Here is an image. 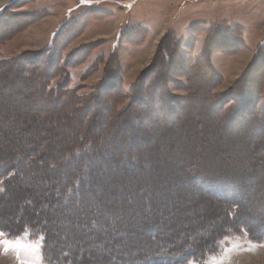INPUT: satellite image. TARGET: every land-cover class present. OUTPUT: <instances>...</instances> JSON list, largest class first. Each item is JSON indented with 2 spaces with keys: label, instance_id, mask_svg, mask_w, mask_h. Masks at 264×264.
I'll list each match as a JSON object with an SVG mask.
<instances>
[{
  "label": "rangeland",
  "instance_id": "374dc122",
  "mask_svg": "<svg viewBox=\"0 0 264 264\" xmlns=\"http://www.w3.org/2000/svg\"><path fill=\"white\" fill-rule=\"evenodd\" d=\"M12 2H15L12 6L14 12L34 13V22L25 31L1 45L2 56L14 58L27 51L41 50L50 43L54 32L63 22H75V28L65 35L66 40L64 39L63 44H67L64 54L83 47H88L89 50L86 52L89 51L91 54L84 60L85 62L69 69L70 87H79L77 92L81 95L90 93L101 80L103 69L113 52L120 62L123 89L127 94L134 81L152 63L159 44L167 36L175 41L174 45L176 42L182 45L181 59L180 57L178 59L182 60L184 66L192 67L204 53L206 45H209L207 35L203 32L205 28L234 32L243 37L244 47L229 55L227 51L234 50L241 37L233 36L231 38L233 40L224 45L219 44L214 35H211L215 45L226 48V52L212 51L209 57L210 64L222 77L221 83L216 86V91L224 92L242 76L252 62L257 46L264 42V0H7L0 3V7ZM13 26L15 25L11 27ZM11 27L10 30L14 28ZM172 56L174 60L177 59L176 54ZM94 64L96 67L98 64L99 69L96 72L94 67L91 68ZM28 70L29 66H20L14 73H10L9 77H13L12 81L6 80L0 83V91L4 92V96L0 97V102L3 104L0 109V153L5 151L8 154L12 153V156L17 150L26 151L24 139L37 133H49L51 139L48 144H52L53 148L44 150L49 154L44 160L45 166L34 168V164L26 166L27 163L22 161V173L12 182L13 188L6 195L8 199L5 200V197L0 199V208L6 212L5 221H17L18 217L22 220L24 216L17 214L22 210L39 212L45 206L42 199L48 194V187L57 184L54 190L57 194H61L62 198L56 206L54 205L56 210L53 211L47 224L56 234L51 245L57 248L58 254L69 247L82 257L88 249L97 245L93 238L95 236L93 230L103 225L108 231L114 227L118 229L121 226L126 227L128 233L120 235V244L126 242L128 244L130 241L140 244L141 241L152 238L154 241L153 244L149 243L151 246L163 244L160 240L169 236L171 226L188 227L200 218L206 217L211 220L214 217L212 211L217 203L211 197L209 199L204 196L206 193L203 194L204 192L196 189L192 184V186L187 185V180L191 177L190 170L196 164L203 165L205 170L203 176L220 173L231 175L234 171L244 175L247 179L243 177L241 180V185L239 184L241 191L234 200L247 198L243 199V201L247 200L244 209L254 213L255 216L259 211L264 210L260 205L264 206V200L260 201L264 197V159L252 157L255 153L243 144L234 146L235 143L227 142V138H233L238 134L241 136L243 134V138L245 137L244 144L253 142L252 140L260 136L264 138V127L242 125L240 130L235 131L233 128L222 126L218 117L208 116L207 113L211 111L209 103L204 99L198 101L199 97L196 95L197 90L199 93L202 92L210 78H205L203 82L198 74L195 77L198 83L196 94L194 92L190 99V104L197 106L196 111H191L190 104L184 109L177 105L174 111L181 118L167 121L160 119L158 123L151 119L153 112L144 113L149 122L145 120L146 124L138 134H141L145 140L137 146V151L132 152L133 156L140 159L136 167L137 171L116 175L115 170L110 169L111 164L107 162L108 167L105 166L106 170L103 174L100 173V168L90 170L92 173H98L97 185L84 184L81 188L82 191L85 189L90 191L89 188H97L102 181L105 185H113L117 182L115 188L113 186L110 191L101 192L99 195H82V200L78 196L67 198L64 196L67 192L65 184L56 181L57 178H61L60 173L66 171L70 173L72 168L62 165L50 166L53 162L50 157L56 148L69 144L68 136L75 135V131H72L69 125H61L56 129H52L51 125L57 118L60 121L71 120L77 118L80 113L70 114L68 110L60 115L53 107L42 112L43 106L48 101L38 94L29 95L34 89L33 84L36 83L25 79L24 75L29 74ZM187 86L188 77L183 72L178 73L170 86L173 95L181 99L185 98V104L190 95ZM189 111L191 114L187 115ZM101 112L100 118L103 123L93 126L97 135L102 133L109 118V111L102 109ZM49 113L51 117L47 115ZM142 117L144 116H141V119ZM187 122L192 125H185ZM30 123L33 124L31 130L24 131L23 128ZM118 125L114 124L115 131L120 130ZM170 126L177 129L175 128L176 132L168 136L167 131ZM163 132H166L167 136H162ZM205 136L210 137V141L205 143ZM105 137L96 140L97 144H104ZM226 143L229 145L226 146ZM170 146L174 148H169ZM39 150L40 148L36 149V152ZM261 151L264 152V149L262 148ZM37 162L43 161L36 160L35 163ZM149 168L156 171L148 175L146 171ZM81 175L85 176V173L79 176ZM239 176L236 175L235 179H239ZM1 181L2 179L0 184ZM18 186L20 189H15ZM192 191L193 194L189 195ZM130 196H133L135 201L131 202ZM31 197L36 200V205L34 206L32 202L30 208L24 209L22 205ZM126 197H128L127 201ZM148 200L158 206L150 208ZM95 201L102 204L96 212L90 210V206ZM78 216L101 219L95 225L73 224L69 221L70 219L73 221ZM151 217L160 221L158 225L153 226L155 229L144 224ZM249 218L254 221L252 217ZM63 219L70 225H61ZM116 221L118 224L115 225ZM206 223V221L202 223L204 230L193 228L187 231L193 243L197 239L201 240L206 230L211 227V223ZM66 235L71 238L69 242H65ZM79 235L85 238L80 241ZM185 235L187 236L186 233H180L174 241L179 242ZM112 236L104 234L102 239L108 242ZM147 248L148 246L144 245L141 250L147 252ZM108 250H112V246L108 247ZM139 250V248L132 249L133 253ZM85 256L80 262L75 260L78 262L76 264L95 262L104 264L99 252L98 255ZM204 258L202 260V258L190 257L178 264H264V238L255 240L245 231L232 233L219 240L216 251ZM0 264H46L41 242L31 240L28 234L8 239L0 232Z\"/></svg>",
  "mask_w": 264,
  "mask_h": 264
},
{
  "label": "trees",
  "instance_id": "16d2710c",
  "mask_svg": "<svg viewBox=\"0 0 264 264\" xmlns=\"http://www.w3.org/2000/svg\"><path fill=\"white\" fill-rule=\"evenodd\" d=\"M14 3L15 2H12L0 7V83H4L6 80L12 81L11 78L13 77H9V75L14 73L18 67L29 66V74L25 73L26 75H24V77L36 83L33 84L34 89L29 95L38 94L41 98L48 101V103L43 106L42 112H45L46 109L48 110L49 107H53L57 114L60 115L68 110L70 114L80 113L77 118L71 120L60 121V119L57 118L54 124L51 125L52 129H56L61 125H69L72 127L71 130L75 131V135L72 134L68 136L70 141L69 144L56 148L55 152L50 157L53 159L50 166L62 165L72 168L70 173L67 171L60 173L61 178H57L56 181L62 185L65 184L64 187H66L67 192L64 196L67 198L75 196L81 198L82 195L85 196L86 194L89 196L99 195L101 192L110 191L113 186L115 188L117 182L113 185L106 184V186L103 181L98 184L97 188H89L90 191H88V189L82 191L81 188L84 184L97 185L98 180L96 177L98 173H92L90 170L92 168H100L101 172L100 170L99 172L103 174L106 170L105 166H107V162L111 164L110 169L111 171L115 170L116 175L137 171L136 167L140 159L133 156L132 152L137 151V146L142 140H145L141 134H138L140 129L146 124L145 120H148L144 113L153 112L151 119L153 118L157 123L160 119L167 121L172 118H181L175 114L174 108L177 105L182 106L181 108L183 109L189 106L190 99L198 87L197 80L195 79L197 74L200 79H203V82L207 77L210 78L203 90L201 87L202 92L199 93L197 90L196 95L199 97L198 101L204 99L209 103L211 111L207 113L208 116L218 117L222 126L225 125V128H233L235 131L240 130L242 125L244 127L253 125L264 127V42L257 46L254 58L247 69H245L242 76L224 92L216 91V86L221 83L222 77L210 64L209 57L212 51L217 50L219 52H226V48L224 49L217 44L215 45L213 39H211V35H214L213 37L219 44L224 45L232 41L233 39L231 38L233 36L236 38V36L241 37L242 35L223 30L215 31L210 28L206 30L205 28L203 32L207 35L209 45H206L204 53L192 67L184 66L182 60H179L181 59L182 45H178V42L174 45L175 41H172L171 38L167 36L159 44L152 63L142 72L140 77L134 81L127 94L123 89L120 62L114 55L115 52H113L103 69L101 80L93 87L90 93L81 95L77 92L79 87H70L71 76L69 69L85 62L84 60L91 54L89 51L86 52V50H89L88 47H83L84 49L76 48L64 54L67 44H63L64 39L66 40L65 35L75 28V22H63L54 32L50 43L41 50L27 51L14 58L2 56L1 45L15 35L25 31L26 28L34 22V13L14 12L12 9ZM13 24L15 25L13 26L14 28L11 27ZM10 27L13 29L10 30ZM241 47H244L243 37L237 42L234 50L227 52L231 55L240 50ZM209 48L211 50H209ZM174 50L176 51L174 52ZM173 54H176L177 59H173ZM98 64L97 67L95 64L91 66V68L94 67L95 72L99 69ZM180 72H183L186 77H188L187 89L190 91V95L189 98L186 99V104L185 98L181 99L176 97L170 90L171 84L175 81V77ZM2 96H4V92L0 91V97ZM126 100L128 102H126ZM124 102L126 103L124 104ZM2 106L3 104L0 102V109ZM189 107L191 111H196L197 109V106L194 107L193 104ZM102 109L109 111V118L105 122L107 125L102 130V133L97 135L93 130V126L103 123L100 118ZM191 111H189L187 115H189V113L191 114ZM47 115L49 117L52 116L50 113ZM244 115H248V117H244ZM141 116L144 117L141 119ZM151 121L153 122V120H150V122ZM123 122L127 123L124 124ZM115 123L119 124L118 127L120 130L117 129V131H115L113 129ZM32 125L31 123L27 124L23 130L30 131ZM185 125L191 126L192 123L187 122ZM175 128L174 126H170L167 135L169 136L176 132L177 128ZM165 133L166 132H163L162 136H167ZM104 136H106L103 141L104 144H97L98 142H96V140H102ZM108 137H110V139ZM118 138H120V140ZM244 138L243 134L242 136L238 134V136L235 135L233 138H227V142L230 141L235 143L234 146L243 144L247 149L255 153L252 157L257 159L261 157L264 159V152L261 151L262 148L264 149V138L260 136L254 140L250 139L253 142H247L246 144H244ZM50 139L51 136L49 133H37L36 135L24 139L26 141V151L24 149L17 150L12 156V153L8 154L5 151L0 153V179H2L0 184V199L3 197H5V200L8 199L6 195L13 188L12 182L19 178L22 173V161L27 163L26 166L34 164V168L46 165L44 160L49 154L48 152L46 154L44 150L53 148L52 144H48ZM210 139V137L205 136L204 142L206 143L208 140L210 141ZM113 141L115 142L113 143ZM228 145L229 144L226 143V146ZM39 148L40 150L36 152V149ZM169 148H174V146H170ZM59 158L60 160H58ZM36 160L43 162H37L36 164ZM184 166H186V164H184ZM181 167H183V165H181ZM155 171L156 170L149 168L146 173L152 175ZM190 171L191 177L188 178L187 185H193L196 189H200L204 192L203 194L206 193L204 196L208 198L211 197L217 203L212 211V213H214V217L211 219L212 221L214 220L213 222L206 217L200 218V220L188 225V227L171 226L169 227V236L162 237L160 240L163 241V244L151 246L150 244H153L152 242L154 241L152 238H149L151 241H141V245L136 241H130L128 244L127 242L125 244H120V235L123 236L128 233L126 227L121 226L120 229L114 227L108 231L105 225H103L93 230L95 235L93 238L97 245L88 249L82 257L88 254L92 256L94 254L98 255L99 252L100 258L104 259V264H178L190 257L202 258V260H204V257L216 251L219 240L232 233L245 231L255 240L264 238V210L259 211L255 216L254 213L244 209V204L247 200L243 201V199L247 198H241L239 201L234 200V197L239 195L241 191V187L239 186V184L241 185V180H243V177L247 179L244 175L237 174L234 171L231 175L220 173L214 175L206 174L203 176L202 174L205 170L203 169V165L200 164H196ZM84 173L85 176H79ZM250 173L251 172H249V174ZM236 175H240L239 179H235ZM74 178L78 179L74 180ZM56 188L57 184L48 187L51 193L48 192V194L43 197L42 200L45 202V206H43L39 212L22 210L17 214V216H24L22 220L18 217L16 218L17 221H5L6 212L2 211L0 208V232L8 239L28 234L31 240H39L41 242L42 255L46 264H76L83 260V258L79 257L80 254H76L75 250L66 247L63 249V252L58 254L56 252L57 248L51 245V242L56 238V234L47 222L50 217H52L53 211L56 210V204H58L62 198L61 194L55 192L54 189ZM15 189L19 190L20 187L18 186V188ZM193 192L194 191L189 193V195H192ZM127 198L128 197H126V201ZM129 200L131 202L135 201L133 196H130ZM263 200L264 197L260 201L262 202ZM32 202L35 206L36 200H34V197H31L22 207H24V209H26V207L30 208ZM101 205L102 204L98 201H95L90 206V210L96 212L98 208L102 207ZM148 205L150 208L158 206L153 201L149 200ZM160 205V207H162V204ZM260 205L263 209L264 206L262 204ZM249 217H252L254 221H251ZM99 219L101 218L78 216L73 221L71 219L69 221L73 224L95 225L100 221ZM205 221L207 222L206 224L212 222L211 227L209 230H206V234L201 237V240L198 241L196 238L197 241L193 243L187 231L193 228H201L204 230V225L202 223ZM159 222V219L151 217L146 220L144 224L146 227H153L158 225ZM62 224L70 225L69 222L65 220L61 222V225ZM116 224H118L117 221L115 222V225ZM8 225H10V227ZM88 232L93 233L91 230ZM180 233L187 234V236L185 235V237L179 241L181 243L174 241L178 235L180 236ZM104 234L113 236L111 240L104 242L102 239ZM79 237L78 239L80 241L85 238L83 235H79ZM69 239L71 240V238H68L66 235L65 242H69ZM190 243H192V245H190ZM144 245L148 246L146 249L147 252L144 249L141 250V248H144ZM111 246L112 250L107 251V248ZM138 248L140 250L134 251L135 253H133L132 249ZM144 252L146 254H144ZM94 264H96V262Z\"/></svg>",
  "mask_w": 264,
  "mask_h": 264
},
{
  "label": "bare ground",
  "instance_id": "6f19581e",
  "mask_svg": "<svg viewBox=\"0 0 264 264\" xmlns=\"http://www.w3.org/2000/svg\"><path fill=\"white\" fill-rule=\"evenodd\" d=\"M7 0H0V3H4L6 2ZM75 261V260H74ZM77 262V261H76Z\"/></svg>",
  "mask_w": 264,
  "mask_h": 264
}]
</instances>
